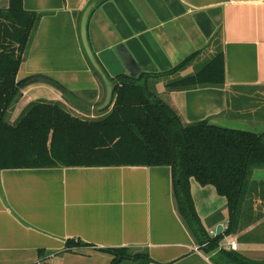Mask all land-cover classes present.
Returning <instances> with one entry per match:
<instances>
[{
	"label": "crops",
	"instance_id": "0c3cea01",
	"mask_svg": "<svg viewBox=\"0 0 264 264\" xmlns=\"http://www.w3.org/2000/svg\"><path fill=\"white\" fill-rule=\"evenodd\" d=\"M91 4L86 35L93 53L121 45L139 73L150 74L199 53L177 75L149 81L183 125L209 121L264 131V0H23L26 11L41 17L16 76L20 98L6 116L10 124L37 100L69 106L52 81L88 112L103 102L104 83L92 70L79 31ZM7 7L8 0H0V9ZM218 49L223 86L165 88L168 80L193 74ZM107 77L115 86L117 77ZM250 182L238 230L218 248L263 262L264 169L253 170ZM190 191L209 237L217 236L218 227L222 235L225 198L193 179ZM231 241L236 251L228 248ZM114 249L145 254L146 264H215L218 251L205 253L181 219L169 167L0 170V264H111Z\"/></svg>",
	"mask_w": 264,
	"mask_h": 264
},
{
	"label": "trees",
	"instance_id": "16d2710c",
	"mask_svg": "<svg viewBox=\"0 0 264 264\" xmlns=\"http://www.w3.org/2000/svg\"><path fill=\"white\" fill-rule=\"evenodd\" d=\"M40 17L26 11L23 0H8V7L0 9V170L169 167L177 211L205 253L218 250L215 264H264L218 248L224 236L238 230L251 172L264 169V131L224 128L209 121L183 125L149 83L182 72L198 52L165 72L140 73L136 78L118 76L109 106L98 110L101 103L93 108L97 118L75 116L60 102L37 100L29 103L13 124L6 121L8 110L20 98L16 76ZM223 63L218 49L199 70L168 80L165 88L180 91L223 86ZM52 83L66 101L88 112L73 94ZM191 179L202 187L212 186L225 198L228 224L222 235L211 238L202 227L191 196ZM109 253L114 256L111 264L150 262L147 255L127 249Z\"/></svg>",
	"mask_w": 264,
	"mask_h": 264
},
{
	"label": "water",
	"instance_id": "95a60500",
	"mask_svg": "<svg viewBox=\"0 0 264 264\" xmlns=\"http://www.w3.org/2000/svg\"><path fill=\"white\" fill-rule=\"evenodd\" d=\"M93 6L94 4L88 6L85 9L84 13L82 14L79 24V31H80V38L84 53L92 68L101 77L105 86L104 100L102 104L97 108L98 110H102L109 106L114 88L113 83L108 79L107 75L111 78H115L123 74H128L132 78H136L137 76L140 75V73L138 66L134 63L131 57H129V55L124 51L121 45H117L111 48H105L99 52L93 53L87 41V35H86V24L89 13ZM210 124L224 128L237 129L221 124H215V123H210ZM220 233H221V227H218L217 235H220Z\"/></svg>",
	"mask_w": 264,
	"mask_h": 264
},
{
	"label": "rangeland",
	"instance_id": "374dc122",
	"mask_svg": "<svg viewBox=\"0 0 264 264\" xmlns=\"http://www.w3.org/2000/svg\"><path fill=\"white\" fill-rule=\"evenodd\" d=\"M206 62L207 61H201V62H199V63H197L196 65H195V71H197V70H199L204 64H206ZM171 80H173V79H170V81ZM158 97L160 96V95H157ZM161 97V96H160ZM262 97V102H264V95L263 96H261ZM247 102V101H246ZM67 104L69 105V106H65L69 111H70V113H72L73 115H75V116H79V117H84V118H86V119H94V118H97V117H99V114H96L95 112H83L81 109H78V108H75L69 101H67ZM14 103L12 104V106H11V108H13L14 107ZM70 107V108H69ZM11 108L8 110V112H10L11 111ZM72 108L73 109H75V111L74 110H72ZM8 114L9 113H7V116H8ZM7 118V117H6ZM6 121L9 123V121H8V118L6 119ZM10 124V123H9ZM13 124V123H12ZM228 127H232V128H237V129H241V130H247V131H250V130H248V129H246L245 127H243L241 124H236V125H233V126H231V125H228ZM250 129V128H249ZM250 132H253V131H250ZM256 133V132H255ZM259 228H260V233L263 235V237H264V223L262 224V225H260L259 226ZM262 241V240H261Z\"/></svg>",
	"mask_w": 264,
	"mask_h": 264
},
{
	"label": "built area",
	"instance_id": "2783aa9c",
	"mask_svg": "<svg viewBox=\"0 0 264 264\" xmlns=\"http://www.w3.org/2000/svg\"><path fill=\"white\" fill-rule=\"evenodd\" d=\"M228 248L231 250V251H236L237 250V244L233 241H231L229 244H228Z\"/></svg>",
	"mask_w": 264,
	"mask_h": 264
}]
</instances>
